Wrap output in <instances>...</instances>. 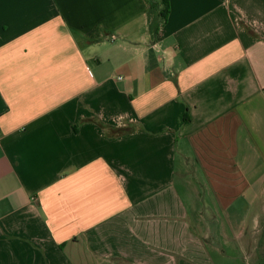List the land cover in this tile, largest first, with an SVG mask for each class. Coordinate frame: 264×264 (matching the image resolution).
<instances>
[{
    "label": "crops",
    "instance_id": "crops-1",
    "mask_svg": "<svg viewBox=\"0 0 264 264\" xmlns=\"http://www.w3.org/2000/svg\"><path fill=\"white\" fill-rule=\"evenodd\" d=\"M0 0V264H252L264 0Z\"/></svg>",
    "mask_w": 264,
    "mask_h": 264
},
{
    "label": "trees",
    "instance_id": "trees-1",
    "mask_svg": "<svg viewBox=\"0 0 264 264\" xmlns=\"http://www.w3.org/2000/svg\"><path fill=\"white\" fill-rule=\"evenodd\" d=\"M170 1L171 0H149V29L153 38H156L160 28L168 21L171 10Z\"/></svg>",
    "mask_w": 264,
    "mask_h": 264
},
{
    "label": "rangeland",
    "instance_id": "rangeland-1",
    "mask_svg": "<svg viewBox=\"0 0 264 264\" xmlns=\"http://www.w3.org/2000/svg\"><path fill=\"white\" fill-rule=\"evenodd\" d=\"M255 239L258 247L252 257V264H264V224L261 226V230L255 233Z\"/></svg>",
    "mask_w": 264,
    "mask_h": 264
}]
</instances>
